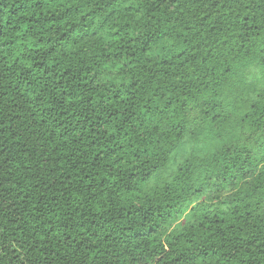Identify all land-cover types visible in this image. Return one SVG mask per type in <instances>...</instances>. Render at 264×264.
Segmentation results:
<instances>
[{"label":"trees","instance_id":"trees-1","mask_svg":"<svg viewBox=\"0 0 264 264\" xmlns=\"http://www.w3.org/2000/svg\"><path fill=\"white\" fill-rule=\"evenodd\" d=\"M0 264H264V0H0Z\"/></svg>","mask_w":264,"mask_h":264},{"label":"rangeland","instance_id":"rangeland-1","mask_svg":"<svg viewBox=\"0 0 264 264\" xmlns=\"http://www.w3.org/2000/svg\"><path fill=\"white\" fill-rule=\"evenodd\" d=\"M107 74H110V73H113L115 72V70H112L110 68H107ZM105 78H107V75L104 76ZM263 157L260 155V161H262ZM245 181L241 178H236L235 180H233L231 183H230V188L228 189V191H233V190H240L242 188H244V183Z\"/></svg>","mask_w":264,"mask_h":264}]
</instances>
